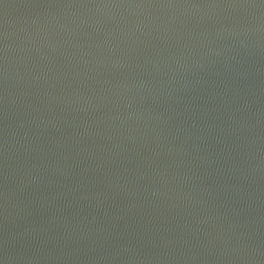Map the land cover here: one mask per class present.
<instances>
[{"label": "water", "instance_id": "water-1", "mask_svg": "<svg viewBox=\"0 0 264 264\" xmlns=\"http://www.w3.org/2000/svg\"><path fill=\"white\" fill-rule=\"evenodd\" d=\"M0 264H264V0H0Z\"/></svg>", "mask_w": 264, "mask_h": 264}]
</instances>
